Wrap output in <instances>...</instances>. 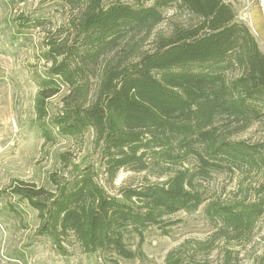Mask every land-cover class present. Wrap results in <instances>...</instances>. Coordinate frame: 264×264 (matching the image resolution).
I'll list each match as a JSON object with an SVG mask.
<instances>
[{
    "label": "trees",
    "instance_id": "trees-1",
    "mask_svg": "<svg viewBox=\"0 0 264 264\" xmlns=\"http://www.w3.org/2000/svg\"><path fill=\"white\" fill-rule=\"evenodd\" d=\"M46 1L74 11L75 40L52 44L44 55L50 67L38 80L33 107L43 140L52 139L47 101L65 85L68 94L50 125L71 139L92 130L110 181L121 169H166L160 176L176 170L162 183L121 187L116 195L105 191L91 167L55 182L53 190L19 181L10 193L36 211L37 235L62 256L72 235L85 254L106 262L143 259V234L156 227L165 235L174 225L170 216L195 212L204 203L199 187L212 172L264 169V138L235 141L222 129L264 125V53L227 0ZM168 9L185 15L187 24L174 25L154 50L131 58L130 40L150 35ZM32 20L31 27L41 26ZM102 59L88 101L82 63ZM190 159L193 165L184 167ZM255 192L252 200L209 203L206 214L224 230L250 232L264 215V185ZM130 236L139 240L136 250ZM165 264H183L179 252H169Z\"/></svg>",
    "mask_w": 264,
    "mask_h": 264
},
{
    "label": "rangeland",
    "instance_id": "rangeland-1",
    "mask_svg": "<svg viewBox=\"0 0 264 264\" xmlns=\"http://www.w3.org/2000/svg\"><path fill=\"white\" fill-rule=\"evenodd\" d=\"M227 1L233 5L237 18L253 31L264 53L261 1ZM73 15L74 11L58 2L0 0V264H114L106 262L99 254H85L72 235L65 238V255H60L50 239L37 235L36 211L26 201L11 195L10 190L17 182L53 190L55 182L70 180L80 170L91 167L105 191L116 195L121 187L162 183L176 170L169 167L171 170L160 176L166 169L153 167L144 172L121 169L110 181L103 166L101 146L92 130L71 139L59 136L50 125L52 118L60 113L68 94L65 85L61 86L57 96L47 101L45 123L50 127L52 139L45 141L41 137L33 107L38 80L50 67L44 55L54 44L75 40V31L70 26ZM35 18L42 24L33 28L31 22ZM164 18L150 35L130 40L126 52L132 54L131 58L154 50L160 36L170 35L174 25H186L188 21L185 15L175 13L173 9L166 10ZM102 63L103 59L96 63L88 60L82 63L84 75L81 80L88 90V101L98 87ZM222 129L225 134H232L230 138L235 141L251 144L264 138V125L254 124L236 133L237 127L234 129V126ZM191 165V159L183 163L184 167ZM261 185H264V169L212 172L199 187L204 203L195 212L180 211L170 216L174 225L166 229L168 233L165 235L151 227L143 234L141 251L145 257L118 260L116 264H165L171 251L179 252L183 264H264V215L250 232L234 233L224 230L206 214L207 206L212 202L224 204L252 200L255 189ZM127 240L136 250L138 238L130 236Z\"/></svg>",
    "mask_w": 264,
    "mask_h": 264
},
{
    "label": "bare ground",
    "instance_id": "bare-ground-1",
    "mask_svg": "<svg viewBox=\"0 0 264 264\" xmlns=\"http://www.w3.org/2000/svg\"><path fill=\"white\" fill-rule=\"evenodd\" d=\"M261 1V7H262V15L264 16V0H260Z\"/></svg>",
    "mask_w": 264,
    "mask_h": 264
}]
</instances>
